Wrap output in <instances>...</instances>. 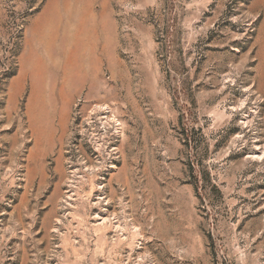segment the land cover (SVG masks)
Listing matches in <instances>:
<instances>
[{"label":"rangeland","instance_id":"1","mask_svg":"<svg viewBox=\"0 0 264 264\" xmlns=\"http://www.w3.org/2000/svg\"><path fill=\"white\" fill-rule=\"evenodd\" d=\"M0 264H264V0H0Z\"/></svg>","mask_w":264,"mask_h":264}]
</instances>
